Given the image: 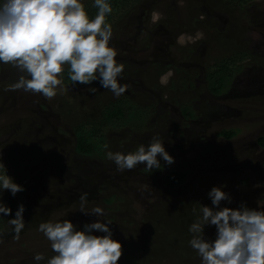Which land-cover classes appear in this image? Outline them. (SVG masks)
Segmentation results:
<instances>
[{
	"label": "rangeland",
	"instance_id": "374dc122",
	"mask_svg": "<svg viewBox=\"0 0 264 264\" xmlns=\"http://www.w3.org/2000/svg\"><path fill=\"white\" fill-rule=\"evenodd\" d=\"M252 6L238 11L218 0H134L110 14L109 43L124 66L120 83L127 85L119 97L97 82L66 83L52 99L12 90L20 73L0 64V160L25 189L15 197L3 194L12 214L2 219L0 264H46L54 253L38 225L68 219L82 228L94 222L95 216L79 211L84 192L86 210L101 206L100 219L111 222L113 238L121 242L118 264H129L128 255H134L130 264H200L193 250L174 249L186 248L191 237L185 225L188 230L196 219L193 208L211 207L207 193L213 186L232 198L222 207L243 202L264 209V0ZM223 59L242 60L216 95L207 72ZM123 98L144 117L107 127L94 155L78 153L74 126L96 120L101 108ZM184 105L193 107L194 119L185 118ZM231 129L233 137L222 135ZM154 135L173 164L161 160L160 169L140 164L120 172L107 159V151H134ZM175 169H184L187 179L170 189L165 175ZM21 203L25 228L15 239L8 219ZM205 235L214 239L215 226H206ZM37 252L43 261H34Z\"/></svg>",
	"mask_w": 264,
	"mask_h": 264
},
{
	"label": "clouds",
	"instance_id": "9594fccd",
	"mask_svg": "<svg viewBox=\"0 0 264 264\" xmlns=\"http://www.w3.org/2000/svg\"><path fill=\"white\" fill-rule=\"evenodd\" d=\"M92 6L97 9L94 17L89 16L82 0H0V64L11 65L20 73L10 89L52 99L63 90L61 74L67 71L73 86L97 82L115 97L125 93L127 85L120 83L124 66L117 62V50L109 43L113 36L107 21L113 12L110 0H92ZM90 91L94 93L96 87ZM106 156L120 172L140 164L149 171L160 169L161 160L167 165L174 163L158 135L134 151H107ZM6 190L15 197L25 189L7 174L0 160V217L12 214L2 200ZM207 196L211 207L202 205L198 214L193 208L196 219L188 227V245L200 264H264V209L243 202L236 208L222 207V201L231 203L232 198L221 186L211 187ZM87 198V192L79 196V211L95 216L94 222L82 228L68 219L38 225L37 231L54 253L46 264H118L121 242L113 238L111 222L100 219L105 215L101 206L86 210ZM24 212L21 203L8 219L15 239L25 228ZM206 226H215L214 239L206 237ZM33 259L40 262L45 257L37 252Z\"/></svg>",
	"mask_w": 264,
	"mask_h": 264
},
{
	"label": "trees",
	"instance_id": "16d2710c",
	"mask_svg": "<svg viewBox=\"0 0 264 264\" xmlns=\"http://www.w3.org/2000/svg\"><path fill=\"white\" fill-rule=\"evenodd\" d=\"M131 1L134 0H110L111 6L113 8V12L120 11L124 7H126ZM219 2L225 5V8L228 9H236V10H245L251 9L252 4H254L255 0H218ZM86 11L88 12L90 17H94L97 9L92 6L91 0H82ZM122 11V10H121ZM111 13V15L113 14ZM109 18V17H107ZM242 59H232L230 61L223 59L217 60L214 65H212L207 72V81L209 82V87L213 93L219 95L220 92H223L225 88L228 86V83L231 82V79L234 78L235 71L237 70L235 67L237 63H239ZM240 68V66H239ZM63 77V83L71 82L68 79L67 71L61 74ZM144 110L136 105L135 102L128 99H118L115 101H111L103 108H101L100 112L97 114L98 118L92 122H80L79 124L74 126V134L76 137V145L75 150L83 155H94L103 147L105 140V130L107 127L118 126L127 123L131 120H140L144 117ZM182 112L187 120L194 119L197 115L194 112L193 107L184 105L182 107ZM235 134L234 130H224L222 135L227 138L233 137ZM260 144L264 146V138L260 140ZM187 179V172L184 169H175L169 171L165 175V184L170 189H175L183 184ZM196 209V208H195ZM199 210H197V213ZM193 214V211H192ZM196 215V214H195ZM2 219L0 217V229L2 228ZM176 221H180L177 219ZM175 221V224H176ZM178 224V222H177ZM188 225V224H187ZM187 225H185L186 233ZM180 228V226H178ZM184 229H182L183 231ZM188 235V234H187ZM168 236L167 233H164L162 236V244H164V248H167L164 243V237ZM171 237V235H170ZM186 242V248L182 247L181 249L175 248L174 250L178 253L184 254L185 252H190L192 249L188 245V241ZM170 248V247H169ZM133 257L128 255L127 262L130 264L133 262Z\"/></svg>",
	"mask_w": 264,
	"mask_h": 264
}]
</instances>
